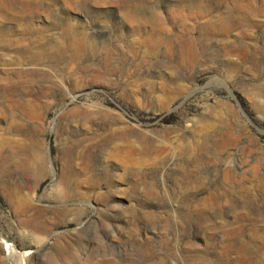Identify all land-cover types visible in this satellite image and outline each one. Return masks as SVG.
<instances>
[{
	"label": "rangeland",
	"instance_id": "obj_1",
	"mask_svg": "<svg viewBox=\"0 0 264 264\" xmlns=\"http://www.w3.org/2000/svg\"><path fill=\"white\" fill-rule=\"evenodd\" d=\"M0 264H264V0H0Z\"/></svg>",
	"mask_w": 264,
	"mask_h": 264
},
{
	"label": "bare ground",
	"instance_id": "obj_2",
	"mask_svg": "<svg viewBox=\"0 0 264 264\" xmlns=\"http://www.w3.org/2000/svg\"><path fill=\"white\" fill-rule=\"evenodd\" d=\"M9 82V81H8ZM6 87V86H5ZM8 87V86H7ZM228 175V174H227ZM229 178V181L231 180H233V178H232V176H228ZM225 196V195H224ZM238 243V242H237ZM3 244L6 246V248H7V251H8V254H9V256L10 257H16V255H17V252L15 251V249L11 246V245H9L7 242H3ZM234 246V245H233Z\"/></svg>",
	"mask_w": 264,
	"mask_h": 264
},
{
	"label": "trees",
	"instance_id": "obj_3",
	"mask_svg": "<svg viewBox=\"0 0 264 264\" xmlns=\"http://www.w3.org/2000/svg\"><path fill=\"white\" fill-rule=\"evenodd\" d=\"M236 99H237V102L240 103L241 107L244 110H246L247 109V105H246V102L244 101V99L241 96H239V95H236ZM163 124H165V125L170 124V119H164L163 120Z\"/></svg>",
	"mask_w": 264,
	"mask_h": 264
}]
</instances>
